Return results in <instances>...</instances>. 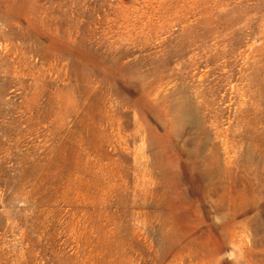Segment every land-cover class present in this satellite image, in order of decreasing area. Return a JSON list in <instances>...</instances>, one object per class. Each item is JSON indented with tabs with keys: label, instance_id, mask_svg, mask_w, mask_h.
<instances>
[{
	"label": "rangeland",
	"instance_id": "374dc122",
	"mask_svg": "<svg viewBox=\"0 0 264 264\" xmlns=\"http://www.w3.org/2000/svg\"><path fill=\"white\" fill-rule=\"evenodd\" d=\"M0 264H264V0H0Z\"/></svg>",
	"mask_w": 264,
	"mask_h": 264
}]
</instances>
